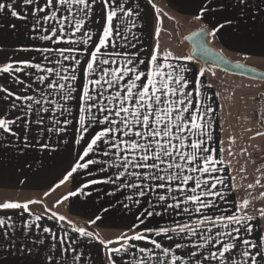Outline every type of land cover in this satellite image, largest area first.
Listing matches in <instances>:
<instances>
[{
  "label": "crops",
  "instance_id": "1",
  "mask_svg": "<svg viewBox=\"0 0 264 264\" xmlns=\"http://www.w3.org/2000/svg\"><path fill=\"white\" fill-rule=\"evenodd\" d=\"M0 3L6 5L5 11L0 12V119L15 121L8 125L10 131L0 128V204H28L27 209L0 208V219L5 220V225L0 227V264H109L107 242L115 243L117 240L124 246L128 243L126 252L113 254L117 264H141L144 260L148 264H159L164 259L160 249L144 240L121 239L124 235L148 234L144 231L146 227L177 228V232H169L172 240L154 234L151 238L173 248L176 255L183 256L188 264H192L197 257L189 259L191 251H199L202 259L208 255L209 248L215 250L212 245L199 250L195 247L203 243L202 236L207 234V228L212 227L205 217L215 221L217 227H212L213 233L240 227L242 239L264 244V156H249L254 159L255 168L250 162L249 198L243 195L241 179L237 176L238 171L244 168L245 157L231 156L237 152L235 146L239 144L253 145L255 151L257 149L258 136L262 133L259 129L264 127L253 98L256 95L262 98V109L264 87L250 89L255 86L251 84L218 91L204 74L201 64L192 58V48L187 43L183 44L178 35L184 26L192 25L189 32L193 28L207 29L210 33L208 42L214 50L233 62L259 68L264 64V0H116L124 12L119 11L111 0L107 9L103 0H95L94 4L89 0L91 11L88 16L79 11L81 6L78 5H73L74 15H69L53 0L54 8L60 9L57 20L41 19L51 12L45 0H37L33 5H25L22 0H0ZM9 3L13 4L19 16L11 15V10L7 9ZM34 8H44L45 11L34 15ZM128 9H131V15L127 14ZM107 10H115L117 15L112 22V36L101 48L94 67L118 68L125 64L128 56L134 60L144 59L147 63L158 46L161 57L165 53L172 54L168 63L178 65L177 73L184 70L182 74L188 82L185 91L190 93L189 98L194 105L190 111L203 116L204 131L211 137H202L217 161L209 163V167L219 169L204 174H185L202 182L206 179L209 184L216 178L223 179L222 185L217 184L215 189H211L219 191L222 198L202 196L212 207L202 208L199 213L194 211L197 205L191 202L187 205L181 203L180 208L165 207L168 203H175L171 199L173 196L183 201L186 194H191L195 183L190 181L187 191L182 192L178 190L179 181L169 185L167 181L140 180L128 174L138 172L147 176L149 169L133 168L129 164L128 173H125L122 156L137 160L141 155L139 152H120L98 142L93 152L80 159L90 139L103 128V125L95 123L89 126L93 113L98 118L103 114L97 113L95 108L89 113H81L79 108L84 106V102L79 97L83 95V85L89 79L99 78L97 74H87L85 62L90 59L89 52L99 46V38L103 37ZM63 16H69V19L63 21ZM79 20L85 23L81 31L76 32L74 24ZM61 25L63 31L60 30ZM51 29H56L57 34L51 40L42 39V36L51 35ZM214 29L218 30L212 35ZM60 49L70 51H65L62 56ZM137 52L139 56H134ZM104 59L109 60V64H100ZM32 64H40L41 68L29 66ZM8 65L12 70L3 72L2 69ZM138 67L147 71L143 64ZM18 68L22 71H16ZM48 68L54 72L48 73ZM73 74L77 77L75 81L70 78ZM39 77L44 79L41 81ZM50 81L64 84L65 88H50ZM69 88L74 89L72 99L65 98ZM114 91L108 89L105 95ZM35 100L42 102L38 105ZM44 108L48 111H43ZM194 109H199V112ZM81 115L86 116L88 130L85 132L80 130ZM38 120L42 122L37 123ZM119 139L128 138L119 136ZM105 152L109 154L105 155ZM89 159L95 163L73 171L77 163L83 164ZM69 172L72 173L70 176ZM159 183L166 186L159 188ZM204 190L209 189L205 186ZM141 191L144 196L139 195ZM159 195H168L169 199L158 201ZM244 201H248L246 207ZM185 207L191 211H183ZM145 209L152 211L153 216L149 217ZM60 216L69 218L72 223L65 225L60 222ZM229 216L251 219L244 225H235L230 224ZM223 224H229V228L219 227ZM76 225H81L79 228L85 226L93 231V235L81 236L75 231ZM183 225H188L196 234L179 232V226ZM248 225L252 228L251 233L245 230ZM45 228L51 231L45 232ZM176 243L184 247L175 249ZM141 248L150 252L140 253ZM242 251L241 246L234 251L233 258L239 259ZM164 264H169V261L165 260ZM177 264L181 262L177 261Z\"/></svg>",
  "mask_w": 264,
  "mask_h": 264
},
{
  "label": "snow or ice",
  "instance_id": "2",
  "mask_svg": "<svg viewBox=\"0 0 264 264\" xmlns=\"http://www.w3.org/2000/svg\"><path fill=\"white\" fill-rule=\"evenodd\" d=\"M25 5H33L37 3V0H22ZM56 2L63 6L69 15H74L73 5L81 6L79 11L84 12L85 16L89 15L91 11V5L89 0H56ZM105 9L109 6V0H103ZM47 9L51 10L49 15H45L41 19L44 20H57V13L60 11L58 8H54L53 0H45ZM95 3V0H92ZM111 3L115 5L119 11L124 12L125 9L122 5L116 4V0H111ZM6 5L0 3V12H4ZM7 9L11 10V15L14 17L19 16L18 12L13 9V4H7ZM45 11L44 8H34L33 14L36 15L37 12ZM127 14L131 15V9L127 10ZM117 12L115 10L106 11V26L103 30V37L99 38V46L95 47L94 51L89 52L90 59L86 61V72L89 76L93 74L98 75V79H89L87 84L83 85V95L79 97L83 100L84 106L79 108L81 113H89L92 108L96 109L97 113H102L103 115L99 118L95 113L92 114L89 120V126L91 123L97 125H103L102 130L97 131L94 137L90 139V143L87 146V150L84 151V156H88L89 153L95 150L98 142H102L107 147H112L119 149L120 152H130V153H141L139 159L132 160L128 155L122 156L123 167L125 173H128V166L131 164L133 168H146L149 169L150 174L147 176H142L141 173L131 172L128 173L140 180H155V181H167L171 185L175 181H179L178 190L187 191V185L190 181L195 183V187L192 188L191 194H186L183 201L178 200L175 196L171 197L175 203H168L165 205L167 208H180L181 203L187 205L192 203L197 205L194 211L199 213L202 208H209L213 205L202 199V196H217L222 198V194L219 191H211L215 189L217 184H223L222 178H216L214 183L209 184L208 180L196 179L193 175L185 173H210L213 171H219L216 168H210L209 163L215 164L217 161L211 156L210 149L206 146L205 139L202 137H208L210 135L208 132L204 131L203 116L196 115L190 109L194 108L192 99H190V93L185 91L188 82L185 76L181 73L176 72L178 65H173L168 63L171 53H165L162 57L159 52V47L150 54L148 62L146 63L144 59H133L132 56H128L125 64L121 67L109 70L108 68H97L94 67L97 63L98 54L101 52V48L105 47L109 38L112 36L113 26L112 22L114 17H116ZM23 18V17H20ZM199 18V17H198ZM63 21H67L69 16H63L61 18ZM84 20L76 21L74 28L76 32H80L84 27ZM224 25H220L223 27ZM35 27V26H34ZM60 30L63 31V25H61ZM218 29H214L212 35ZM45 31H48L47 29ZM51 35H45L41 38L44 40H51L53 36L57 34L56 29H51ZM89 39L91 37L89 36ZM126 39V38H125ZM88 41H84L87 43ZM134 46V45H133ZM65 51H70L66 49H60V55H64ZM134 56H139V52L135 53ZM68 59L67 56L64 57ZM47 59V57H45ZM74 59V58H73ZM174 59H180V57H174ZM190 59V57L188 58ZM163 61V62H161ZM28 63V62H23ZM100 64H109V60L104 59L100 61ZM143 64L145 70H141L138 65ZM36 69H40V64L29 65ZM11 65H8L2 69L3 72L11 71ZM16 71H22V69H16ZM48 73H53L54 69L48 68ZM59 75V73H56ZM203 75V73H201ZM71 80L75 81L77 79L76 75L73 74ZM41 81L43 77H39ZM62 79H68V77H62ZM98 86L89 87V86ZM50 88H60L64 89V84H57L49 82ZM108 89H115L109 95H105ZM74 89L69 88L67 90L66 99H72L71 93ZM19 99V98H18ZM25 99L32 100L33 97H26ZM107 101V103H104ZM41 100H35L36 104H41ZM63 107V106H61ZM31 109V105H29ZM43 111H48L47 108L42 109ZM64 111H67L65 108ZM196 113L199 109H194ZM118 118V119H116ZM200 121V122H198ZM42 121H37L40 123ZM10 123H15V121H7L5 119H0V128L5 131H10L8 125ZM59 123V122H57ZM67 123V121H65ZM80 130L85 132L88 128L86 124V116L81 115L79 118ZM210 127V125H209ZM63 129H61L62 131ZM119 136L127 137L128 139H119ZM195 137V139H193ZM79 143V140L77 141ZM124 145V147H121ZM191 149V151H186V149ZM108 155V152L104 153ZM149 161H151L149 163ZM201 162L202 165L201 166ZM90 163H95V161L89 159L88 162L80 164L77 163L73 168H87ZM165 165V167H162ZM175 169V171H173ZM163 173V175H161ZM72 173L69 172L70 176ZM96 181H93L95 183ZM86 186V185H85ZM136 187V185H132ZM166 185L164 183H159L157 187L164 188ZM205 186L208 187V191H205ZM251 187V185H250ZM197 189L200 192H197ZM171 192V187L168 188ZM75 195V193H72ZM140 196H144L143 191L139 192ZM66 198V197H65ZM169 199L168 195H159L158 201H167ZM248 201H244V206L246 207ZM28 208V204L19 203H3L0 204V208L3 209H16ZM185 212H190L191 210L187 207L183 209ZM146 214L151 217L153 212L145 209ZM158 214V213H157ZM37 220L40 219L39 216L36 217ZM60 220H64L65 217L60 216ZM205 220L212 224V227H217L215 221L210 217H205ZM223 219V218H218ZM230 224L244 225L246 220H250V217L241 218L238 216L227 217ZM204 221H201L203 223ZM143 223V221H141ZM5 225V220L0 219V227ZM11 227V224H9ZM212 227L206 229L207 234L202 236L203 243L197 244L195 247L197 250L209 248L212 245L215 250L209 248L208 255L203 256L201 259V253L199 251H191L188 256L189 259L192 257H197L192 264H205V262L217 261L218 264H264V244L254 243L251 239H242L240 236V227H231L229 224H223L219 227L229 228L228 231H217L212 232ZM248 233H251L252 228L248 225L245 229ZM45 232H50L48 228L44 229ZM81 236H92L91 232H86L84 228L75 229ZM145 233L148 234H135L133 236L124 235L121 237L123 240L133 241V240H144L153 245L156 249H160L164 259L159 262V264H164V261H169V264H177L180 261L181 264H188L183 256L176 255L173 248L163 246L156 239L151 238V234L155 236H164L169 240L173 237L169 235V232H177V228H145ZM178 231L191 232L195 235V231L191 229L188 225L179 226ZM55 238V237H53ZM264 239V238H262ZM239 242V243H238ZM101 243H105L101 241ZM108 244L113 243V241H108ZM115 243H120V240L115 241ZM243 247V251L240 252L239 259H234V251ZM184 245L180 243L175 244V249H181ZM255 249V251H252ZM108 261L109 264H117L116 260L113 258V254H119L126 252L127 248L121 244L120 247L109 248ZM140 253L150 252L149 249L141 248ZM227 254V255H226ZM154 258V257H153ZM141 264H148L147 260L141 261Z\"/></svg>",
  "mask_w": 264,
  "mask_h": 264
},
{
  "label": "rangeland",
  "instance_id": "3",
  "mask_svg": "<svg viewBox=\"0 0 264 264\" xmlns=\"http://www.w3.org/2000/svg\"><path fill=\"white\" fill-rule=\"evenodd\" d=\"M186 25H188V24H186ZM184 27L185 28H183V29L181 27H179V28H181L180 29L181 32H179L178 35H179V40L182 41L183 44H186L184 41V38L187 35H189V33H190L189 27L191 28L192 25L184 26ZM247 65H251V64H247ZM249 67H251V66H249ZM256 69H258L260 71H264V64L259 65V68H258V66H256ZM203 72H204V74H206L209 77L211 84L213 86H215V88L218 91H220L222 88H225V87L229 88L231 86H244V85H251V84L255 85V86L253 88H250V89H259V88H257L259 86L264 87V84L261 82L250 81V80L245 79V78L240 79V77H231V75H229V74H227V73H225V72H223L217 68H214V67H211L209 69H203ZM249 81H250V83H247ZM257 92H260V90H257ZM253 100L255 103V107L257 108V111H259V114H258V118H259L260 112H261L260 106H261V104L263 105L262 98H260L259 95H256L255 98H253ZM257 120H259V119H257ZM259 133H261V135L258 136L259 142H258V146H257L256 151H255V147L253 145L250 146V145H246V144H239V145L235 146L237 152H235L234 154H231V156H233V157L234 156L245 157V161H243V163H242L244 168H242V170L240 169L238 171L237 176L241 179L242 192L246 198H249L250 185H249L248 172H249V168L251 166L250 162H252V168L254 165V159L253 160L250 159L249 156H256V155L258 157L264 156V129H261V130L259 129ZM253 169H255V168H253ZM242 198H243V196H242ZM60 222L64 223L65 225H70L72 223L71 221H69V218H67V217H65V219L61 220ZM79 227H81V225H76V228H79ZM85 231L86 232H93V231L89 230L88 228ZM121 244H123V243H111L107 246L108 247L107 251L109 250V248L120 247ZM126 246L128 247V243L126 244ZM108 253H109V251H108Z\"/></svg>",
  "mask_w": 264,
  "mask_h": 264
},
{
  "label": "water",
  "instance_id": "4",
  "mask_svg": "<svg viewBox=\"0 0 264 264\" xmlns=\"http://www.w3.org/2000/svg\"><path fill=\"white\" fill-rule=\"evenodd\" d=\"M210 33L207 29L193 32L186 38V43L192 48V58L201 64L203 69L217 68L229 75L247 78L264 83V71L249 67L241 62H233L224 54L214 50L209 44ZM85 230L87 228L82 226Z\"/></svg>",
  "mask_w": 264,
  "mask_h": 264
},
{
  "label": "trees",
  "instance_id": "5",
  "mask_svg": "<svg viewBox=\"0 0 264 264\" xmlns=\"http://www.w3.org/2000/svg\"><path fill=\"white\" fill-rule=\"evenodd\" d=\"M199 29L198 28H193L191 31H190V34H192L193 32H195V31H198ZM189 34V35H190ZM189 35H187L185 38H184V41L186 40V38L189 36ZM185 43H186V41H185ZM243 78V77H242ZM245 79H247V78H245ZM248 80H250V79H248ZM253 81V80H252ZM258 82V81H257ZM262 83V82H261ZM264 84V83H263ZM261 124H262V126L264 127V121L262 122L261 121Z\"/></svg>",
  "mask_w": 264,
  "mask_h": 264
},
{
  "label": "built area",
  "instance_id": "6",
  "mask_svg": "<svg viewBox=\"0 0 264 264\" xmlns=\"http://www.w3.org/2000/svg\"><path fill=\"white\" fill-rule=\"evenodd\" d=\"M260 117H261V120L264 121V106L261 109Z\"/></svg>",
  "mask_w": 264,
  "mask_h": 264
}]
</instances>
